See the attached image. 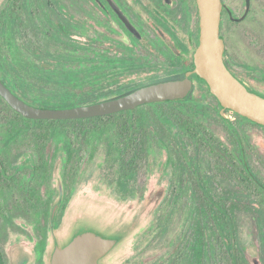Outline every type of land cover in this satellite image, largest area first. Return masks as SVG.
Here are the masks:
<instances>
[{
  "label": "rangeland",
  "instance_id": "obj_1",
  "mask_svg": "<svg viewBox=\"0 0 264 264\" xmlns=\"http://www.w3.org/2000/svg\"><path fill=\"white\" fill-rule=\"evenodd\" d=\"M128 1L133 0H123ZM232 5L241 11L244 0H233ZM7 9L12 21L2 18ZM140 11L137 1L129 7L143 40L121 45L122 41L109 36L114 28L92 0H0V74L4 72L1 63L6 69L19 65L32 87L29 95L40 104L62 98L84 103L92 96L116 91L102 100L119 91L183 76V72L173 73L180 63L147 23L149 11ZM172 21L178 30L175 36L185 44L187 20ZM244 23L259 34L254 40H264V0H251ZM60 24L65 35L58 32ZM117 37L125 41L124 35ZM243 39L242 46H248V38ZM256 60L264 66V59ZM71 71L78 76L65 79ZM246 79L264 92V77ZM199 86L206 84H196L192 97L199 102L192 105L194 111L185 104H160L170 120L161 115L160 105L136 111L140 156L127 190L120 187L126 158L122 147L127 146L121 132L129 124H121L119 116L108 124H77L74 131L56 127L44 139L46 125L15 118L0 98V147L8 149L4 160L12 164L8 171L14 174L4 179L7 183L0 175V216L1 209L10 211L24 230L37 215L35 210L28 211L33 206L26 202L42 199L44 208L37 211L48 220L62 198L55 215V246H65L85 231L118 238L103 264H236V260L264 264V185L252 184L248 177L241 180L227 159L243 139L247 157L264 182V127L233 111L226 113V122L211 105L215 99ZM183 117L196 121L199 133L187 131ZM16 132L20 136L10 138ZM219 142L229 147L227 156ZM206 176L214 180L213 201L205 200L197 185L198 177ZM214 202L237 205L229 212L238 232L240 259L228 249L219 230V211L210 215ZM7 233L12 241L20 240L14 229L8 228Z\"/></svg>",
  "mask_w": 264,
  "mask_h": 264
},
{
  "label": "flooded vegetation",
  "instance_id": "obj_2",
  "mask_svg": "<svg viewBox=\"0 0 264 264\" xmlns=\"http://www.w3.org/2000/svg\"><path fill=\"white\" fill-rule=\"evenodd\" d=\"M92 1L100 7L102 13L105 15V17L108 18V20H110V23L114 28V31L108 32L109 36L112 38L114 36L115 40H118L120 42L122 41L121 45H125L126 41H130L131 39L139 42L144 38V34L140 29L138 23L135 21L133 15L129 12V7L131 5L134 6L135 2L137 1L138 5L140 6V13L145 10L149 11V16H147L146 19L147 23L158 33L159 38L164 44L165 48L178 59L180 64L176 65V67L173 69V73L183 72V76L181 77H173L152 83L171 79H183L187 75H189L194 82L192 90L184 99L147 103L138 106L135 109L125 110L115 114H118L122 117L127 116L132 112L134 113V117H136V120H138L139 116L136 115V111L139 108L146 105H160L168 102L188 105V108L191 109V111H194V107L192 105H197L199 100L193 99V91L195 90L197 83H204L195 73L194 53L200 43L201 30L200 13L197 0H133L126 3H124L123 0ZM223 3L224 8L222 12L221 36L222 38H224L226 43L225 61L232 72L243 82L249 85L250 82L246 78L253 77L261 79V77H264L263 63L261 64V61L257 62L256 60L258 57L264 59V40H254L253 36H258L259 34L256 30L252 29L251 25H247L244 23L250 13L251 0H244V8L241 11L236 10V7L232 5L233 0H223ZM9 12L10 11L8 9L5 10L2 18L12 21V17L10 16L11 14H9ZM127 19H129L130 23H128ZM172 19H175L176 22H179V19H184L185 21L187 20L189 27L186 38L187 42L185 43L186 45L175 36L178 30L175 29V25H173L174 21H172ZM119 34L124 35L125 41L118 39L117 36ZM243 38H248V46H242L244 44ZM259 53H261V56L259 55ZM242 63L246 65L243 67ZM240 64L242 65L240 66ZM145 85L137 86L131 90H127L124 92L119 91V94L117 96L110 98H115L127 94ZM249 86L252 88V90L264 95V92L259 91L256 87L252 85ZM199 88L201 91L208 93L212 98L215 99L216 103L211 105L213 108L218 109L219 113V106L221 108L220 111L222 110V107L221 104L219 105L220 101L218 100V98L214 94H212L209 87L207 88V86H199ZM106 92L112 94L116 91L112 90ZM89 103L93 102L86 101L84 103H80L79 105ZM228 111L233 110H225L224 114H222L221 112L226 122L228 121V118L226 117V113ZM108 116L109 115L102 117ZM241 117L245 118L243 116ZM247 120L250 122L249 119ZM182 123L185 125L184 121H182ZM121 124L124 125V123ZM185 127H187L186 130L189 132L197 131L199 133L200 131L199 124L193 120H188L187 126ZM211 138L215 137L211 135ZM220 143L221 142H219L217 146L219 148L223 147V151L226 152V149H229V147L225 145L221 146ZM36 195L39 196L38 193H36ZM39 198L41 197L39 196ZM61 199L62 198H60V200L52 208V211L48 216V220L46 216L41 215L37 211V208L39 207L40 210L41 208H44L42 199L26 202L27 205L33 206L31 209H28V211L32 212L33 210H35V213L37 215L34 216V219L32 217L31 224H29L28 226H24V230H21L17 225L18 223L15 221L13 215L10 214V211H3L1 209L2 216H0V264H51L55 248L59 246H55V215L57 212V210L55 212V207H57V209L59 208L62 202ZM227 220L234 222L233 215H230ZM232 226H234V224ZM218 227L220 228V225H218ZM8 228L14 229L16 233L19 232V237L17 238H20V240H16L15 242L12 241L10 235L7 233ZM102 260L100 261L101 264H103Z\"/></svg>",
  "mask_w": 264,
  "mask_h": 264
},
{
  "label": "water",
  "instance_id": "obj_3",
  "mask_svg": "<svg viewBox=\"0 0 264 264\" xmlns=\"http://www.w3.org/2000/svg\"><path fill=\"white\" fill-rule=\"evenodd\" d=\"M200 13V43L194 53L195 73L204 80L220 101L222 114L233 110L250 121L264 126V95L258 93L229 68L225 61L226 43L221 36L223 0H197ZM118 9V8H117ZM122 15V14H121ZM123 17V16H122ZM128 23L129 19H127ZM194 86L187 75L152 83L127 94L89 104L51 108L37 106L19 97L0 76V96L18 113L34 120L88 119L132 110L147 103L186 98ZM57 207H55V212ZM115 237L94 231L76 235L72 241L57 246L51 264H101L118 244Z\"/></svg>",
  "mask_w": 264,
  "mask_h": 264
},
{
  "label": "trees",
  "instance_id": "obj_4",
  "mask_svg": "<svg viewBox=\"0 0 264 264\" xmlns=\"http://www.w3.org/2000/svg\"><path fill=\"white\" fill-rule=\"evenodd\" d=\"M5 21V20H4ZM5 24V23H4ZM3 24V25H4ZM2 25V24H1ZM3 29V26L2 28ZM59 34H64L66 33L65 26L60 24L59 29H58ZM1 68L4 69L3 74H0L1 78L3 81L21 98L26 100L29 103H32L37 106H43V107H51V108H60V107H69V106H75L79 105L80 103L77 102H69L66 101V99L62 100H56V101H44L42 104H40L36 99L31 98L29 95L30 91H32V87L30 86L29 80L26 79V77L23 76L22 70L19 65H10L9 69H6L3 64L1 63ZM78 76V73L75 71L71 72H66L65 73V79L68 80H74ZM202 80V79H201ZM207 88L209 87L208 84L202 80ZM109 95V92H103L101 94H98L96 97L92 96L89 98L87 101L88 102H95L98 101L99 98H103ZM0 98L3 101H6L2 96ZM7 103V102H6ZM171 103V102H168ZM190 103V102H189ZM7 105L11 108L13 113H15V118H20L25 121L37 123V124H42L46 125L49 129L47 131H44L43 137L44 139H48L49 135L51 134V130L56 127H62L63 129L66 128L68 131L71 129L74 131L75 127H77V124H85V122H92V121H106L107 124L111 122V120L116 119L118 114H113L109 115L108 117H93V118H88V119H64V120H34V119H29L24 117L22 114L16 112L8 103ZM157 105V104H156ZM220 105V103H219ZM160 108L163 109L160 113L163 115L167 120H170L169 113L165 111L166 109L160 105ZM220 106H219V115L224 119V117L221 114L220 111ZM120 117V118H119ZM117 120H122V123L129 124L128 126H124L123 131L121 132V137L122 139L125 138V146L126 148L122 147L123 156H126V158H123L122 162V173L120 177V187L126 189L128 181L134 177V174L136 173V167L139 164V156L140 153L137 150V142H139V137H137L136 132H135V121L136 117H134V113H129L127 116H119ZM246 119V118H245ZM188 118H182V121L185 122V126H187ZM109 121V122H108ZM251 123L258 125L252 121ZM122 126V125H121ZM261 126V125H258ZM264 127V126H261ZM74 133V132H73ZM68 134V132H67ZM123 134V135H122ZM20 134L18 132L14 133L11 135L10 138L16 139L19 137ZM238 142V141H237ZM222 146V144H220ZM245 142L243 139H240L238 142V146L236 147V150L234 151L233 155L227 156L230 151L226 149V152L223 151V154L227 156L228 162L233 165V170L238 174V176L241 178V180H246V178L252 179L251 182L253 183H258L260 185H264V182L259 178V176L256 174L254 171V168L252 164L250 163V160L247 157V152L245 149ZM222 148L220 147V150ZM72 146L70 147L69 151H72ZM8 153V149L3 148L2 146L0 147V167L2 169V172L0 173L1 176H3V182H8L6 181L8 176L12 177L14 174L10 173L8 171V168L12 167V164L7 163L4 160V157H6V154ZM130 153V154H129ZM130 155V156H129ZM128 157V158H127ZM192 162V161H191ZM234 163V164H233ZM9 172V173H8ZM45 176V175H43ZM6 179V180H4ZM204 181V182H203ZM197 185L200 187V190L207 201H213L214 200V194L213 188L214 186V180L212 177L206 176L205 178L198 177L197 179ZM212 186V187H211ZM264 187V186H263ZM255 189V188H253ZM127 190V189H126ZM225 201L227 198H223ZM215 204V205H214ZM216 209L219 211L218 216L221 218L218 222H216L218 225H220V232L223 233V238L225 239L226 243L228 244V249L231 251H236V256L237 259H239L241 256L237 254L239 251V241H238V232L236 230V227L234 225V228H228L233 225V223L229 220V216L231 215L232 212H234L237 209V205L229 206L226 203H212V206H209V211L210 215H217ZM229 209H231V213L229 212ZM261 208H259L260 210ZM243 261V260H242ZM239 262L236 260V264H243V262Z\"/></svg>",
  "mask_w": 264,
  "mask_h": 264
}]
</instances>
